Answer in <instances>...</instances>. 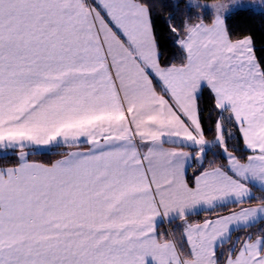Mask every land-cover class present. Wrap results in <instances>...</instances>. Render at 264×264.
<instances>
[{"label":"snow or ice","instance_id":"snow-or-ice-1","mask_svg":"<svg viewBox=\"0 0 264 264\" xmlns=\"http://www.w3.org/2000/svg\"><path fill=\"white\" fill-rule=\"evenodd\" d=\"M243 12L264 0H0V264H264Z\"/></svg>","mask_w":264,"mask_h":264},{"label":"trees","instance_id":"trees-1","mask_svg":"<svg viewBox=\"0 0 264 264\" xmlns=\"http://www.w3.org/2000/svg\"><path fill=\"white\" fill-rule=\"evenodd\" d=\"M225 0H201L203 3H217L222 2ZM173 9L171 7H166L162 9V12L164 14H168L172 12ZM177 17L186 15V9L184 8L183 3H181L180 9L178 12L175 13ZM231 22L232 30L237 33H251L255 39L257 40L259 47L260 44L264 43V16H262L259 13H250V12H243L236 16H233ZM211 139V136L209 137ZM55 157H50L47 155H38L36 157H33V159L41 161V162H47L49 159H53ZM14 162V161H13ZM9 163V161L0 160V166H4L5 164ZM259 194V193H257ZM199 218V217H197ZM179 222L168 224L165 223L161 226V230L167 231L169 228H171L173 231H176L178 229ZM236 235H240L239 232L236 233Z\"/></svg>","mask_w":264,"mask_h":264},{"label":"rangeland","instance_id":"rangeland-1","mask_svg":"<svg viewBox=\"0 0 264 264\" xmlns=\"http://www.w3.org/2000/svg\"><path fill=\"white\" fill-rule=\"evenodd\" d=\"M222 3H228V0L222 1Z\"/></svg>","mask_w":264,"mask_h":264}]
</instances>
